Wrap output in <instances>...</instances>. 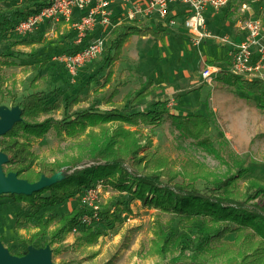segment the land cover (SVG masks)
Wrapping results in <instances>:
<instances>
[{"label":"trees","instance_id":"1","mask_svg":"<svg viewBox=\"0 0 264 264\" xmlns=\"http://www.w3.org/2000/svg\"><path fill=\"white\" fill-rule=\"evenodd\" d=\"M23 1L26 3L28 0ZM30 1L33 4L22 9L12 7L15 23H10L9 16L3 17L0 29L12 34L16 23L50 3V0ZM232 7L233 0L226 8ZM151 24L124 23L108 37L101 61V70H106L104 86L111 81L113 66L121 58L124 46L132 36L159 39L166 34L167 27L158 22ZM29 36L20 37L13 44L31 45L36 42ZM71 50L68 48L65 51ZM5 56V53H0V58ZM227 60V64L220 67L222 70L216 79L239 90H244L247 82L258 84L263 91L256 106L264 110V82L246 81L233 75L228 69L229 57ZM0 62L2 65H16L7 59H0ZM34 82L35 91L24 95L18 102L21 120L0 137V152L7 160L3 171L6 174L16 173L18 178L29 182L38 181L42 175L50 178L63 167L57 162L42 161L33 149L34 142L45 135L53 121L52 118L39 121V118L62 108L66 113L77 102V99L64 104L58 100L51 102L52 93L40 90ZM156 90L157 87L153 86L134 95H126L122 104L124 109L116 106L100 112L91 107L77 110L57 122V134L61 137L85 135L91 143L93 160L103 164L76 170L31 195H0L25 201L29 205L27 212H18L17 233L32 221L36 228L29 237L19 235L21 248L12 255L24 256L30 245L43 241L50 246L52 257H55L72 246H65L63 241L79 226L76 247L93 245L101 233L87 225L81 226L80 218L87 212L84 206L78 202L70 210L56 209L69 199L79 201L87 188L102 180L119 194H126L125 198L115 202L113 210L104 213L105 219L121 222L120 214L130 211L127 201L140 200L141 206L157 209L152 225L151 253L168 257L163 264H212L222 259L227 264H264V180L248 177V155L237 154L224 134L215 140L211 138L212 119L207 114L172 113V116L185 136L204 145L227 167L229 174L226 176H218L195 159L172 158L160 152L159 148H153L149 138L142 144L141 126L160 125L162 115L168 110L166 102L159 98L151 101L145 109L135 111ZM115 94L116 89L106 102L112 104ZM163 214L173 217L171 222L180 228V238L174 236L170 227L166 228L168 221L163 219ZM128 243L129 237L125 236L123 247H127ZM8 251L11 249L8 248ZM112 263L113 259L105 264Z\"/></svg>","mask_w":264,"mask_h":264},{"label":"rangeland","instance_id":"2","mask_svg":"<svg viewBox=\"0 0 264 264\" xmlns=\"http://www.w3.org/2000/svg\"><path fill=\"white\" fill-rule=\"evenodd\" d=\"M28 4L32 5L33 1L0 2V20L9 16L10 23H15L12 7L22 9ZM214 14L212 11L207 13V29L211 35L199 47H195L188 34L181 32L177 27L168 28L166 34L159 39L152 36H132L124 46L121 58L113 66L111 81L105 86L106 70H101L104 51L84 65L75 77L70 76L61 65L53 61L54 55L68 49L63 42L73 45L76 39L77 33L70 23L67 37L31 34L29 37L36 39L31 45H14V42L21 39L20 36L14 31L12 34H6L4 29H0V53L6 54L0 59L16 63L9 66L0 62V111H20L18 102L24 95L35 91L32 84L34 80V85L40 90L52 93L51 102L58 100L64 104L65 101L77 99L68 112L65 113L62 108L39 118V121L47 118H52L53 121L45 135L33 144V149L42 161L63 165L56 173L61 175L57 180H61L76 170L103 162L93 160L91 143L85 135L72 138L66 136L63 131L65 136H59L56 128L58 121L77 110L91 107L100 112L109 111L116 106L123 108L126 95H134L147 87L156 86L157 95L154 96L153 93L142 101L135 111L145 109L151 101L159 98L166 102L168 110L162 115L160 125L141 126L140 130L144 136L142 144L149 138L153 148H159L160 152L172 158H192L218 176H226L229 174L227 167L204 145L185 136L172 116V113L207 114L212 119L211 138L215 140L217 136L224 134L237 154L248 155V177L264 180V110L256 106L263 89L258 84L247 82L244 90H239L219 82L216 78L208 82L201 77L205 66L221 67L227 64L231 43L238 42L243 37L238 21L249 18L262 19L264 0H233L232 8H225ZM139 24L151 23L144 20ZM97 34L98 32H95L93 36ZM237 36H241L238 41ZM114 89L116 94L112 97L113 103L109 104L106 99ZM215 145L217 146V142ZM125 195L119 194L109 184L104 188L101 186L97 201L99 218L87 225L93 231H99L101 236L93 245L76 247V237L81 228L79 226L76 232L69 233L63 241L65 246H72L52 257V264H105L112 259V264L166 262L168 257L151 253L152 225L158 213L157 209L141 206L140 200L127 201L130 211L120 214L121 222L104 218V213L109 209L113 210L115 202L125 198ZM81 197L82 195L79 201L69 199L56 210H70L78 202L82 205ZM28 210L29 205L25 201L14 200L9 196L0 197V240L5 248L11 249V254L21 248L19 235L29 237L36 231L32 221L26 223L17 233L15 226L19 218L18 212ZM161 216L168 221L166 228L170 227L174 236L180 238L181 230L171 222L173 217L166 214ZM125 236L129 237L127 247H123ZM46 246L49 245L39 241L28 248L31 247L38 254ZM212 264L227 263L222 259Z\"/></svg>","mask_w":264,"mask_h":264},{"label":"built area","instance_id":"3","mask_svg":"<svg viewBox=\"0 0 264 264\" xmlns=\"http://www.w3.org/2000/svg\"><path fill=\"white\" fill-rule=\"evenodd\" d=\"M230 1L50 0L39 12L31 13L16 23L13 31L24 37L35 33L43 23H70L77 33L76 47L71 51L57 53L52 59L70 76L75 77L84 65L103 53L108 37L124 23L133 24L146 20L158 22L167 29L181 27L191 38L192 44L199 47L211 35L207 29V13L212 11L216 15ZM238 26L245 35L240 41L231 43L228 69L243 80L264 82V21L259 18L241 19ZM95 32L98 34L93 36ZM221 70L214 65H207L201 71V77L211 82ZM101 186L105 187L103 181H97L82 194V206L86 207L87 212L80 218L81 226L89 225L99 218L97 201ZM78 229L76 227L73 231Z\"/></svg>","mask_w":264,"mask_h":264},{"label":"water","instance_id":"4","mask_svg":"<svg viewBox=\"0 0 264 264\" xmlns=\"http://www.w3.org/2000/svg\"><path fill=\"white\" fill-rule=\"evenodd\" d=\"M21 120V112L18 110L0 111V137L9 132L12 127ZM6 157L0 152V195L2 194H24L31 195L47 186L52 185L61 175L55 174L52 177L44 175L36 182H29L17 177L16 173L6 174L3 165ZM0 264H52V250L46 246L44 250L36 254L33 249L28 248L24 256L10 254L0 240Z\"/></svg>","mask_w":264,"mask_h":264},{"label":"crops","instance_id":"5","mask_svg":"<svg viewBox=\"0 0 264 264\" xmlns=\"http://www.w3.org/2000/svg\"><path fill=\"white\" fill-rule=\"evenodd\" d=\"M78 15L79 14H77V16ZM69 28H70L69 23H65V22H63L62 25H60V23L56 24V25H52L50 23H43V24L40 25V27L33 34L39 33L40 35L43 34L44 36L55 37V38L58 37V35H63L62 38H65V37L68 36ZM177 28H179L181 30V32H184L181 27H177ZM183 35H184V33H183ZM240 37L241 36H237L236 40L237 41L240 40L242 38V37L241 38ZM72 41H73V39H72ZM63 45H67L68 48H74V47H76V42L74 41L73 45L67 44V43L65 44L63 42Z\"/></svg>","mask_w":264,"mask_h":264}]
</instances>
